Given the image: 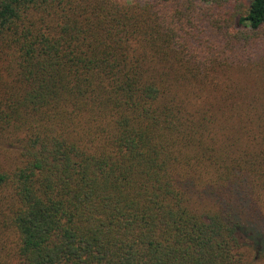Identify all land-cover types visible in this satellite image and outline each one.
Listing matches in <instances>:
<instances>
[{
    "label": "trees",
    "instance_id": "obj_1",
    "mask_svg": "<svg viewBox=\"0 0 264 264\" xmlns=\"http://www.w3.org/2000/svg\"><path fill=\"white\" fill-rule=\"evenodd\" d=\"M264 264V0H0V264Z\"/></svg>",
    "mask_w": 264,
    "mask_h": 264
},
{
    "label": "rangeland",
    "instance_id": "obj_2",
    "mask_svg": "<svg viewBox=\"0 0 264 264\" xmlns=\"http://www.w3.org/2000/svg\"><path fill=\"white\" fill-rule=\"evenodd\" d=\"M114 1L126 4V3H137V2H140L143 0H114ZM255 264H257V263H255ZM258 264H263V263H258Z\"/></svg>",
    "mask_w": 264,
    "mask_h": 264
}]
</instances>
